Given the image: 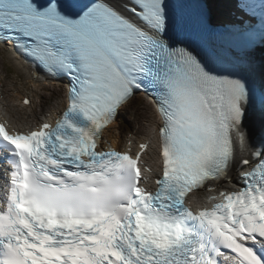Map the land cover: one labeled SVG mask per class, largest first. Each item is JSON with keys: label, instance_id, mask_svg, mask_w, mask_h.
I'll return each instance as SVG.
<instances>
[{"label": "bare ground", "instance_id": "obj_1", "mask_svg": "<svg viewBox=\"0 0 264 264\" xmlns=\"http://www.w3.org/2000/svg\"><path fill=\"white\" fill-rule=\"evenodd\" d=\"M226 4L228 6H230V3H228L227 1H226ZM210 6L212 7L211 2H210ZM239 7H240V5H239ZM237 17H239V16H237ZM241 17H244L243 13H241ZM241 17H240V20H242ZM251 18H252V16H251ZM8 61L12 65L14 70L16 71V77L22 78L21 83L19 82V80L16 82L19 83L21 85V88L23 90H25L26 92H20L19 88L15 87L13 89V91L18 90L17 94H14L16 100H14V97H13V99H11L7 96L9 98L10 105H8V108L3 109V114L8 119H18L20 121L32 120L35 117H38L35 115V113H36L35 109L37 107V103H35V100H34V104H33V106H31V108L24 107V104H23V101L25 99L24 95L33 96V98L36 99L37 98V90L39 88L59 84L60 88L58 89V91L60 92L62 90V84L59 82H49V81L39 83L38 81L33 79L30 67L26 66L22 62H18L17 60L12 58L11 56L8 57ZM17 100L20 101L21 103H19ZM40 103H43V101H40ZM4 104L6 106V102ZM56 105L58 107H63V101L57 102ZM54 113L56 114L57 112H54ZM38 119H40V118L38 117ZM19 126H20V123L17 124V127H19ZM148 134H151V133H148ZM106 137H107V142L111 143L113 146H119V145H122V143H123L121 135L116 131L115 126H113L111 129H109L108 132H106ZM133 139L134 140L140 139V140L147 141L148 136H144L142 138H138L137 136H135ZM151 141H152V139H151ZM156 167H157V164H156Z\"/></svg>", "mask_w": 264, "mask_h": 264}, {"label": "rangeland", "instance_id": "obj_2", "mask_svg": "<svg viewBox=\"0 0 264 264\" xmlns=\"http://www.w3.org/2000/svg\"><path fill=\"white\" fill-rule=\"evenodd\" d=\"M0 65L3 67L4 71L8 72V73L6 72L8 74V79H9L8 85H10L11 81L16 82L19 80L20 83L22 82L21 77H18V78L16 77V71L14 70V68L8 61V54L2 50H0ZM56 88H57L56 86L53 87L52 85H50V88L42 87L37 90V99L35 101L40 102L39 99H42V100L44 99L45 102H44V110L40 112L39 109L37 110L35 109V112L37 111L38 113H45L50 107H52V105L57 103L59 99L64 98L63 91H60L59 93H57ZM138 100L143 102L146 105V111L148 114L147 117L141 121H138V123H136V120L133 118L134 111L132 107L129 105L120 114V117H119L120 123L117 126L118 131H120V129H125L128 126H132L134 125V123H135V130H138V129L142 130L143 133H145L146 131L147 132L152 131L153 124L150 123V119L155 117L154 110L151 104H149L144 98L139 97ZM47 104L51 106L48 107Z\"/></svg>", "mask_w": 264, "mask_h": 264}]
</instances>
